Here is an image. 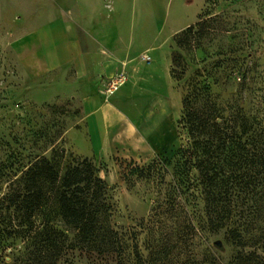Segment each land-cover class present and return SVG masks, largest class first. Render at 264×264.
<instances>
[{
  "label": "rangeland",
  "instance_id": "1",
  "mask_svg": "<svg viewBox=\"0 0 264 264\" xmlns=\"http://www.w3.org/2000/svg\"><path fill=\"white\" fill-rule=\"evenodd\" d=\"M55 1L0 0V218L7 216L6 203L1 200L11 182L19 179L35 160H51L58 172L68 164L88 160L106 186L104 199L111 208L109 225L126 235L127 255L131 257L128 264H134V243L145 264H153L152 236L137 225L148 221L155 203L167 199L170 177L162 173L146 180L132 177L126 184L124 175L134 166L146 170L157 157L172 161L176 150L188 144L178 122L182 100L192 87H207L217 104L240 110L252 124L258 150L264 151V0H92L97 6L94 12L86 9L84 0H70V23L86 30L85 22L92 21L91 31L86 33L100 32V43L121 46L126 64L138 65L147 57L158 81L156 84L151 74L144 80L150 87L149 95L155 102L158 91L165 97L167 127L162 137L150 135L145 149L132 151V157L80 154L68 146L67 131L82 124L78 101L61 94L37 93L38 84L48 79L31 80L8 48L13 40L25 36L30 22L58 15ZM189 27L191 31H186ZM105 52L111 55L114 50ZM172 64L180 80L173 79ZM124 66L127 65L122 63L120 71ZM151 110L149 121L159 114L156 107ZM257 178L264 181V174ZM177 201L185 206V215L182 212L176 221L166 222L167 234L172 235L169 241L177 248L156 264H209L211 254L220 264H229L238 251L256 249L232 247L225 239L226 229L217 233L206 230L201 200H196L197 216H190L193 208L186 197L178 195ZM239 210L247 212L242 214L251 220L250 236L259 239L264 234V202L257 208L249 204ZM133 231L139 232L134 242L129 237ZM184 234L192 236L187 245L179 241ZM7 244L3 261L13 264V254L23 246L20 241ZM61 259L59 264H114L79 250Z\"/></svg>",
  "mask_w": 264,
  "mask_h": 264
},
{
  "label": "trees",
  "instance_id": "2",
  "mask_svg": "<svg viewBox=\"0 0 264 264\" xmlns=\"http://www.w3.org/2000/svg\"><path fill=\"white\" fill-rule=\"evenodd\" d=\"M175 72L174 66L172 77L180 80ZM181 109L178 124L188 144L176 150L172 161L157 157L146 170L134 166L124 175L126 184L132 177L146 180L161 173L170 177L167 199L155 203L148 221L137 225L152 236V263H160L177 248L169 241L172 235L167 234L166 222L176 221L182 212L185 215V206L177 201L179 195L193 208L190 216H197L196 203L202 201L206 230L217 233L226 229L225 239L234 248L256 247L248 253L238 251L229 264H264V234L254 240L251 220L242 214L247 212L239 210L249 204L257 208L264 202V181L257 178L264 174V151L258 150L252 124L240 110L217 104L207 87H192ZM105 190L88 160L68 164L61 172L51 160H35L11 182L1 200L8 211L0 218V264H6L3 252L7 243L12 246L17 241L23 247L13 254V264H59L76 250L101 261L130 263L125 233L109 225L111 208L104 199ZM4 224L11 229H2ZM138 235L133 231L129 237L134 242ZM191 239L188 234L179 237L185 245ZM132 248L134 264H145L137 243ZM209 257V264H220L212 254Z\"/></svg>",
  "mask_w": 264,
  "mask_h": 264
},
{
  "label": "crops",
  "instance_id": "3",
  "mask_svg": "<svg viewBox=\"0 0 264 264\" xmlns=\"http://www.w3.org/2000/svg\"><path fill=\"white\" fill-rule=\"evenodd\" d=\"M78 3H83L90 12L97 9L92 0ZM69 5L70 0H56L54 8L58 15L30 22L25 36L13 40L8 48L31 80L52 81L38 84L37 93L61 94L63 98L78 101L82 124L67 131L68 146L80 154L132 157V151L138 153V149H145L150 135L160 138L167 127L164 124L167 119L165 97L158 91V101H153L150 87L144 81L151 74L149 77L158 82L150 70L151 63L123 62L121 46L108 47L107 42L100 43V32L88 35L92 21L85 22L86 30L70 23ZM108 50H114L113 54L108 55L105 52ZM122 63L127 65L124 66L127 83L104 100L98 91L122 69ZM152 107H156L159 114L149 121Z\"/></svg>",
  "mask_w": 264,
  "mask_h": 264
},
{
  "label": "built area",
  "instance_id": "4",
  "mask_svg": "<svg viewBox=\"0 0 264 264\" xmlns=\"http://www.w3.org/2000/svg\"><path fill=\"white\" fill-rule=\"evenodd\" d=\"M146 63H149L147 57L144 58ZM126 83V75L124 71L117 72L114 77L107 80L99 89V95H102L106 99L114 95L124 84Z\"/></svg>",
  "mask_w": 264,
  "mask_h": 264
}]
</instances>
